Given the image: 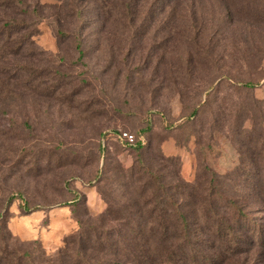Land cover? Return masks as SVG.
I'll list each match as a JSON object with an SVG mask.
<instances>
[{
  "label": "rangeland",
  "instance_id": "1",
  "mask_svg": "<svg viewBox=\"0 0 264 264\" xmlns=\"http://www.w3.org/2000/svg\"><path fill=\"white\" fill-rule=\"evenodd\" d=\"M203 260L264 264V0H0V264Z\"/></svg>",
  "mask_w": 264,
  "mask_h": 264
},
{
  "label": "trees",
  "instance_id": "2",
  "mask_svg": "<svg viewBox=\"0 0 264 264\" xmlns=\"http://www.w3.org/2000/svg\"><path fill=\"white\" fill-rule=\"evenodd\" d=\"M19 1V0H18ZM77 51H78V53H79V59H82V57L84 56V49H83V45H82V42H78L77 43ZM247 85H249V86H252V84H247ZM140 143V142H139ZM140 145H143L142 143H140ZM179 213V217H180V219L182 220V222H183V226H184V230L186 231V235H187V244H190V241H189V226H188V224H187V221H186V219H185V216H184V214L183 213H181V212H178ZM204 259H206L205 257H203ZM199 261V260H198ZM177 262H175V264H176ZM198 263V262H197ZM206 263V261L205 260H203V261H201L200 262V264H205ZM194 264H196V262H194Z\"/></svg>",
  "mask_w": 264,
  "mask_h": 264
},
{
  "label": "built area",
  "instance_id": "3",
  "mask_svg": "<svg viewBox=\"0 0 264 264\" xmlns=\"http://www.w3.org/2000/svg\"><path fill=\"white\" fill-rule=\"evenodd\" d=\"M119 139H121L123 142H125L126 144L132 146L136 143V138L135 135L133 133L130 132H120L118 134Z\"/></svg>",
  "mask_w": 264,
  "mask_h": 264
}]
</instances>
